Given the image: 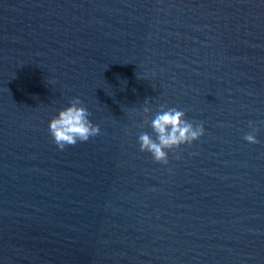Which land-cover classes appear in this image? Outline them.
Instances as JSON below:
<instances>
[{
  "label": "water",
  "instance_id": "95a60500",
  "mask_svg": "<svg viewBox=\"0 0 264 264\" xmlns=\"http://www.w3.org/2000/svg\"><path fill=\"white\" fill-rule=\"evenodd\" d=\"M161 105L204 128L167 164ZM0 264H264V0H0Z\"/></svg>",
  "mask_w": 264,
  "mask_h": 264
},
{
  "label": "clouds",
  "instance_id": "9594fccd",
  "mask_svg": "<svg viewBox=\"0 0 264 264\" xmlns=\"http://www.w3.org/2000/svg\"><path fill=\"white\" fill-rule=\"evenodd\" d=\"M115 99V97H114ZM147 111V109H145ZM90 113L79 97H73L68 104L60 108L47 123V130L52 142L63 150L68 145L81 143L84 145L98 141L101 138L99 128L93 126ZM149 127L152 134L141 132L137 143L141 152H147L156 163L167 164L168 153L183 145H190L204 133L202 122L193 123L185 118V112L175 107L160 106L152 116ZM243 136L249 144L258 142L256 128Z\"/></svg>",
  "mask_w": 264,
  "mask_h": 264
}]
</instances>
